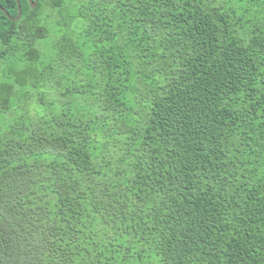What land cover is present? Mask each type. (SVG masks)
Instances as JSON below:
<instances>
[{"label":"trees","instance_id":"16d2710c","mask_svg":"<svg viewBox=\"0 0 264 264\" xmlns=\"http://www.w3.org/2000/svg\"><path fill=\"white\" fill-rule=\"evenodd\" d=\"M19 4L0 264H264V0Z\"/></svg>","mask_w":264,"mask_h":264},{"label":"water","instance_id":"95a60500","mask_svg":"<svg viewBox=\"0 0 264 264\" xmlns=\"http://www.w3.org/2000/svg\"><path fill=\"white\" fill-rule=\"evenodd\" d=\"M28 1L32 8H35L37 6L38 0H28ZM16 4H17V15L16 16L8 15L1 6H0V10H2L11 20H17L21 16V8H20L19 0H16Z\"/></svg>","mask_w":264,"mask_h":264},{"label":"rangeland","instance_id":"374dc122","mask_svg":"<svg viewBox=\"0 0 264 264\" xmlns=\"http://www.w3.org/2000/svg\"><path fill=\"white\" fill-rule=\"evenodd\" d=\"M71 1L73 2L74 0H71ZM43 9H45V8H42V10H43ZM43 11H45V10H43ZM43 13H44V12H43Z\"/></svg>","mask_w":264,"mask_h":264}]
</instances>
